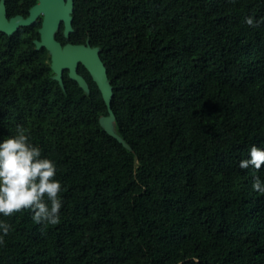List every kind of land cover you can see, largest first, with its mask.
I'll return each mask as SVG.
<instances>
[{"label":"trees","instance_id":"1","mask_svg":"<svg viewBox=\"0 0 264 264\" xmlns=\"http://www.w3.org/2000/svg\"><path fill=\"white\" fill-rule=\"evenodd\" d=\"M37 0H5L7 18ZM264 0H73L62 44L96 47L110 94L51 68L42 15L0 30V136L31 133L57 166L60 221L30 210L10 225L0 264H264ZM110 112L117 135L106 130Z\"/></svg>","mask_w":264,"mask_h":264},{"label":"clouds","instance_id":"2","mask_svg":"<svg viewBox=\"0 0 264 264\" xmlns=\"http://www.w3.org/2000/svg\"><path fill=\"white\" fill-rule=\"evenodd\" d=\"M243 22L256 27L264 21L249 14L243 17ZM262 165L264 148L255 144L238 162L240 169L251 168L255 173ZM56 172L55 161L43 154L42 148L31 139V133L23 127L17 126L12 134L0 136V215L8 217L26 209L31 211L35 223H59L63 188ZM251 188L264 195V179L254 175ZM9 231L10 225L0 220V246Z\"/></svg>","mask_w":264,"mask_h":264},{"label":"water","instance_id":"3","mask_svg":"<svg viewBox=\"0 0 264 264\" xmlns=\"http://www.w3.org/2000/svg\"><path fill=\"white\" fill-rule=\"evenodd\" d=\"M4 1L0 0V30L11 33L20 25L31 24L39 15H42L41 26L39 27L40 38L36 40V46H44L49 50L51 68L55 72V78L62 83V73L67 68L69 76L76 79L81 86L87 88L86 81L77 72V65L81 62L90 71L105 101H107L105 92L106 71L98 55L97 48L89 44H66L62 46L54 38V32L60 24H63L66 36L72 30L71 11L73 0H37L30 7L27 16L17 14L10 18L6 16ZM109 115H112V113L110 112ZM105 127L109 131L106 124Z\"/></svg>","mask_w":264,"mask_h":264},{"label":"rangeland","instance_id":"4","mask_svg":"<svg viewBox=\"0 0 264 264\" xmlns=\"http://www.w3.org/2000/svg\"><path fill=\"white\" fill-rule=\"evenodd\" d=\"M105 92H106V95H107V98L110 94V90H109V86H108V81H107V78H105ZM103 122L107 125L108 129L110 132H112L114 135H117V124L114 120V118L112 117V115H109L107 117H105L103 119Z\"/></svg>","mask_w":264,"mask_h":264},{"label":"flooded vegetation","instance_id":"5","mask_svg":"<svg viewBox=\"0 0 264 264\" xmlns=\"http://www.w3.org/2000/svg\"><path fill=\"white\" fill-rule=\"evenodd\" d=\"M60 25H61V24H60ZM59 27H60V26H59ZM57 30H58V29H57ZM57 30H56V31H57ZM56 31H55V32H56ZM55 32H54V33H55ZM63 32H64V28H63ZM64 35H65V34H64ZM65 36H66V35H65ZM54 38H55V37H54ZM55 39H56V38H55ZM56 40H57V39H56ZM57 41H59V40H57ZM59 42H60V41H59ZM60 43H61V42H60ZM66 44H73V43H70V42H65V43H63V44L61 43L62 46L66 45ZM84 45H85V44H84ZM79 63H81V62H79ZM79 63H78V65H79ZM78 65H77V68H78ZM66 69H67V68H66ZM64 70H65V69H64ZM64 70H63V71H64ZM67 70H68V69H67ZM79 75H80V74H79Z\"/></svg>","mask_w":264,"mask_h":264}]
</instances>
